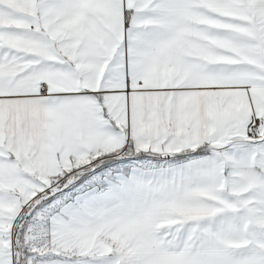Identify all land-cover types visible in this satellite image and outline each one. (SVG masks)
<instances>
[{"label": "snow or ice", "instance_id": "obj_1", "mask_svg": "<svg viewBox=\"0 0 264 264\" xmlns=\"http://www.w3.org/2000/svg\"><path fill=\"white\" fill-rule=\"evenodd\" d=\"M0 264H264V0H0Z\"/></svg>", "mask_w": 264, "mask_h": 264}]
</instances>
